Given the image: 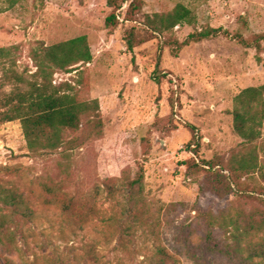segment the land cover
<instances>
[{
  "label": "rangeland",
  "instance_id": "374dc122",
  "mask_svg": "<svg viewBox=\"0 0 264 264\" xmlns=\"http://www.w3.org/2000/svg\"><path fill=\"white\" fill-rule=\"evenodd\" d=\"M177 4L191 10L193 22L147 39L144 17ZM111 13L115 25L106 22ZM205 27L228 34L176 46ZM130 32L145 39L132 51L126 47ZM262 33L264 0H18L11 6L0 0V47L8 48L13 63L0 65V118L12 93L34 81L31 54L39 43L85 35L91 61L70 72L55 70L51 82L68 83L77 101L96 99L101 120L95 134L91 119L83 118L77 130L63 132L57 150L41 156L28 154L18 119L0 121V182L27 195L36 212L16 227L19 250L1 254L18 264L54 257L59 264H231L204 247L194 208L255 227L264 206L205 190L203 174L183 162L196 154L226 161L242 146L233 130L234 96L264 84V41L257 51L233 35L251 41ZM185 123L197 129V144L189 147ZM256 143L259 167L239 179L246 189L264 188V122ZM139 174L141 183L131 185ZM44 184L92 197L94 213L71 222L59 205L46 202ZM257 234L261 241L264 229ZM158 247L170 257L159 262Z\"/></svg>",
  "mask_w": 264,
  "mask_h": 264
},
{
  "label": "trees",
  "instance_id": "16d2710c",
  "mask_svg": "<svg viewBox=\"0 0 264 264\" xmlns=\"http://www.w3.org/2000/svg\"><path fill=\"white\" fill-rule=\"evenodd\" d=\"M17 1L5 0L9 6ZM133 7L132 1L125 11L124 21L131 16ZM193 19L194 16L189 8L183 4H177L168 12L146 15L140 24L148 33L147 39H149L166 34L177 25L192 23ZM106 22L115 25L118 22L116 15L109 14ZM219 34L227 35L228 32L221 28L205 27L189 33L176 46L181 47ZM233 37H236L244 46H254L257 51L261 50V41H264V33L257 34L251 41L244 40L239 34H234ZM144 40V38L136 40L130 32L126 38V47L132 51L137 42ZM31 57L36 66L32 74L34 81H29L26 88L12 93L6 101L7 108L0 118V121L19 120L28 154L41 156L57 150L64 142L63 132L77 130L83 118L91 119L92 130L95 134H99L101 120L98 117L97 100L77 101L68 92L71 87L68 83L55 86L51 82L52 73L55 70L70 72L76 69L77 64H86L91 61L92 53L87 37L79 35L50 45L39 43L32 51ZM7 61L11 67L13 63L9 60L8 48L0 47V65L5 67ZM171 102L173 106L174 102ZM232 121L234 132L242 138V146L226 161L198 159L195 149H192L196 158L191 157L183 163L188 171L203 174L205 190L220 196L234 194L239 197L257 199L264 206V188L257 186L246 189L239 181L242 176L254 172L259 167L256 141L261 135L264 122V84L246 87L234 96ZM184 125L192 134L186 146L197 144V129L189 123ZM224 170L227 173H224ZM141 179L142 175L139 174L131 181V185L140 184ZM43 188L49 195L46 202L59 205L68 219L77 225L86 222L94 213L92 197L79 198L67 195L59 186L44 184ZM194 210L200 220L201 239L207 251L224 256L231 264H264V237L261 241L257 240V233L264 229V214L262 221L252 227L247 223L238 225L236 219L216 215L210 209L194 208ZM35 217V208L29 197L17 187L0 182L1 264H18L12 257L1 253L19 250L16 227L20 221H32ZM94 255L97 263L96 254ZM156 255L159 257L157 258L159 262L170 257L164 247H158ZM58 261L59 258L54 257L43 263L35 261L27 263L21 260V264H59ZM155 264L159 263L155 262Z\"/></svg>",
  "mask_w": 264,
  "mask_h": 264
}]
</instances>
